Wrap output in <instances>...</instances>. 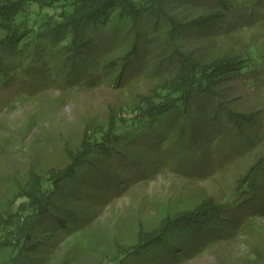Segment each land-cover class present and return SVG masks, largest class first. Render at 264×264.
Wrapping results in <instances>:
<instances>
[{"label":"rangeland","instance_id":"obj_1","mask_svg":"<svg viewBox=\"0 0 264 264\" xmlns=\"http://www.w3.org/2000/svg\"><path fill=\"white\" fill-rule=\"evenodd\" d=\"M234 1L241 4V0ZM215 9L212 0L202 4L183 0L169 5L171 14L180 20H190ZM261 12L244 27L239 19L227 17L205 31L180 35L174 43L166 33L168 19L161 17L156 27L154 20H146L148 36H162L141 68H131L124 83L115 81L121 72L112 73L106 68L111 58L129 47L122 40L126 28L121 34L115 27L102 29L101 44L89 62L94 63L89 71L79 67L77 72L81 75L73 85L66 81L68 68H58L63 58L54 62L53 68L25 58L17 69L0 71V223L14 225L7 241L0 237V264L10 257L11 245L16 241L14 235L21 225L14 213L16 195L21 185L28 186L32 172L44 177L50 169L64 167L70 162L69 151L80 149L87 135L107 128L112 113H123L143 96L155 95L175 61L163 58L176 48L201 61L245 55L253 44L263 48V8ZM245 18L249 20V13ZM172 57L177 59V54ZM261 72L264 65L253 74L259 76ZM262 78L260 75L258 82H254L247 74L234 75L217 86L220 102L234 111L258 116L250 127L259 132L254 148L237 152L244 146L240 131L229 120L221 119L220 114L221 121L214 125L218 129L199 124L189 136L180 129L182 120L174 127L165 124L156 127L154 132L162 130L165 135L158 137L157 150L142 157L150 163L146 173L125 167L118 152L100 156L96 168L80 170L86 176L82 182L91 188V193L76 195L70 190L67 201L60 197L69 208L83 210L80 227L36 232L40 237L36 236L35 244L40 246L42 256L32 264H105L120 247L137 243L140 231L154 230L166 218L196 209L206 200L224 204L223 215L228 218L223 220L224 230L212 234L211 239L201 240L197 249L172 264H264V212L261 211L264 190L252 193L253 197L241 205L231 197L239 179L264 156ZM211 104L216 105L214 99ZM199 116L185 120L184 124L200 122ZM138 134V140L120 148L138 156L151 149L142 143L147 140L146 134ZM106 172L118 181L107 182L103 187L98 185L100 182L91 184L93 178L100 177L102 181ZM103 189L106 191L100 197L95 195L96 190ZM250 203L253 204L248 207Z\"/></svg>","mask_w":264,"mask_h":264},{"label":"trees","instance_id":"obj_2","mask_svg":"<svg viewBox=\"0 0 264 264\" xmlns=\"http://www.w3.org/2000/svg\"><path fill=\"white\" fill-rule=\"evenodd\" d=\"M182 1L0 0V71L17 69L25 58L53 68V63L63 58L58 68H68L66 81L73 85L78 75H81L77 72L79 67L89 71L90 64L94 63L89 62L101 44L102 29L115 27L121 34L126 28L122 40L128 42L129 47L123 54L111 58L106 68L112 73L121 72L115 81L124 83L131 68H141L148 53L153 52L152 48L162 36H148L150 29L146 20H154L156 27L161 17L168 19L166 33L174 43L180 35L205 31L211 24L219 25L217 22H223L227 17L239 19L240 25L244 27L264 9V0H241L238 5L234 0H212L216 4L215 11L200 14L190 20H180L171 14L169 5ZM188 1L202 4L207 0ZM248 13L249 20H246ZM259 47L253 44L245 55H225L211 61H201L180 52L178 48L166 55L163 59L175 61L168 70L165 83L158 86L155 95L143 96L123 113H112L107 128L87 135L80 149L69 151L70 162L64 167L52 168L44 177L32 172L28 186H20L21 190L15 198L17 207L14 213L21 225L17 227L14 235L16 241L11 245L12 252L5 264H32L39 259L42 254L40 246L35 244L36 232L42 229H48L49 233L56 227L60 230H70L74 225L80 227L83 210L78 212L77 208H69L60 197L67 201L66 194L70 190L76 195L91 193V188L82 182L86 176L81 175L80 170L90 166L96 168L100 156H111L118 152L125 167L131 166V170L142 173L149 171L150 163L142 157L152 153L151 150H157L158 137L165 135L162 130L154 132L156 127L163 124L174 127L182 120L180 129L186 130L189 136L199 124L209 129H218L214 125L221 121L218 120L221 114V119L229 120L240 131L244 146L237 152L254 148L259 132L250 127L256 123L258 116L255 113L234 111L220 102L217 86L234 75L247 74L254 82H258L260 75L264 79V72L259 76L253 74L264 65V47ZM174 53L177 59L172 57ZM211 99L215 100L216 107H212ZM198 116L200 122L184 124L185 120L192 121ZM138 133L146 134L147 140L142 143L151 149L138 156L120 148L138 140ZM99 178H93L91 184L100 182L98 185L103 187L107 182L118 181L110 178L108 172L103 175L102 181ZM235 189L231 197L237 205L250 200L252 193L263 192L264 156L239 179ZM104 191L96 190L95 195L99 196ZM246 193L248 195H244ZM261 209L264 212V204ZM224 210V204L206 200L196 209L168 217L158 228L140 231L137 243L120 247L118 253L105 264H172L179 257H187L197 249L201 240L211 239L214 233L216 235V232L218 234V231L224 230L223 220L228 219L223 215ZM204 226L207 227L203 230ZM13 228L11 222L0 223V237L7 241L8 232L11 233Z\"/></svg>","mask_w":264,"mask_h":264}]
</instances>
